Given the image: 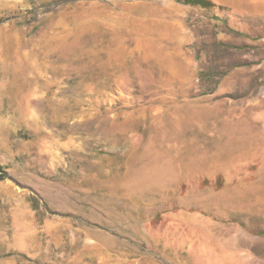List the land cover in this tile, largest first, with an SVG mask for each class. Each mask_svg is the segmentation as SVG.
Here are the masks:
<instances>
[{"label":"rangeland","instance_id":"obj_1","mask_svg":"<svg viewBox=\"0 0 264 264\" xmlns=\"http://www.w3.org/2000/svg\"><path fill=\"white\" fill-rule=\"evenodd\" d=\"M0 177V264H264V0H0Z\"/></svg>","mask_w":264,"mask_h":264},{"label":"trees","instance_id":"obj_2","mask_svg":"<svg viewBox=\"0 0 264 264\" xmlns=\"http://www.w3.org/2000/svg\"><path fill=\"white\" fill-rule=\"evenodd\" d=\"M179 1H182V2H192L193 0H179ZM1 179V177H0Z\"/></svg>","mask_w":264,"mask_h":264},{"label":"bare ground","instance_id":"obj_3","mask_svg":"<svg viewBox=\"0 0 264 264\" xmlns=\"http://www.w3.org/2000/svg\"><path fill=\"white\" fill-rule=\"evenodd\" d=\"M157 167V166H156ZM151 168V167H150ZM154 170V169H153ZM165 172V171H164ZM172 173H173V171H172ZM165 176V175H164Z\"/></svg>","mask_w":264,"mask_h":264}]
</instances>
